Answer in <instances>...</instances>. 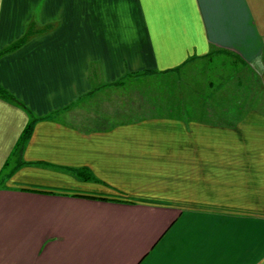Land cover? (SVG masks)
Listing matches in <instances>:
<instances>
[{"label":"crops","instance_id":"obj_1","mask_svg":"<svg viewBox=\"0 0 264 264\" xmlns=\"http://www.w3.org/2000/svg\"><path fill=\"white\" fill-rule=\"evenodd\" d=\"M32 27L0 57V264H264V0H0V52ZM217 55L240 73L183 80ZM150 76L158 115L80 106Z\"/></svg>","mask_w":264,"mask_h":264},{"label":"rangeland","instance_id":"obj_2","mask_svg":"<svg viewBox=\"0 0 264 264\" xmlns=\"http://www.w3.org/2000/svg\"><path fill=\"white\" fill-rule=\"evenodd\" d=\"M34 29V27L28 29V33L24 34L20 40L26 39L27 42L36 36V34H34ZM241 65L243 66V64ZM241 65L237 64L236 60L230 56L217 55L211 60L188 65L185 68L186 70L182 72L184 76L183 80L186 79L188 81V75L186 78L184 73L195 75L196 71H198V74L202 72H208L210 74L215 73V75H218L219 80L223 82L222 77H227L228 74L229 78H233L234 74L238 75L241 71ZM231 73L232 75L230 76ZM170 77L171 76H150L143 79H124L113 86L101 89L102 91L99 92L97 96H93L91 100L80 106L84 111L87 113L89 112L92 117H98V114H104V111L111 117L116 115L119 119H128L130 117L141 118L150 114L158 115L161 109L159 107L157 108V106H165L169 101L177 99L179 94L180 88L176 80L172 81ZM188 82L191 84L190 81ZM181 88L184 89L182 86ZM225 90L226 87L218 92H214V94L218 96ZM234 92L242 93L241 90ZM242 96L243 95L239 94L236 99L239 105L245 100L243 98H246V96H243V98ZM110 116L106 117L110 120ZM102 117L103 115L98 119L100 122H97V126L102 125V121H104ZM117 117H114L115 120L118 119Z\"/></svg>","mask_w":264,"mask_h":264},{"label":"trees","instance_id":"obj_3","mask_svg":"<svg viewBox=\"0 0 264 264\" xmlns=\"http://www.w3.org/2000/svg\"><path fill=\"white\" fill-rule=\"evenodd\" d=\"M25 42H26V39H22V40L18 41L16 44L12 45L11 47H9V48L1 51L0 52V57L3 56V55H5V54H7V53H10L12 51H15L16 49H18L19 47H21L23 44H25ZM0 97L2 99H6V100H10V101L19 103L13 96H11L9 93H7L1 87H0ZM36 121L37 120L31 122L29 124V126L27 127L26 131L24 132L23 137H22V141H21V144H20V149H22L24 147V144L30 138V136H31V134L33 132L34 124H35ZM76 173L78 175H80L81 178H83L85 180H94L93 176L88 175L86 172L77 171Z\"/></svg>","mask_w":264,"mask_h":264}]
</instances>
